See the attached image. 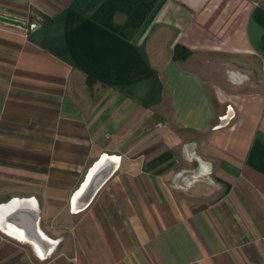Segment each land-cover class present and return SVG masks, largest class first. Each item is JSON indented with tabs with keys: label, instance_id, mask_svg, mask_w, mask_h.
Returning a JSON list of instances; mask_svg holds the SVG:
<instances>
[{
	"label": "crops",
	"instance_id": "crops-1",
	"mask_svg": "<svg viewBox=\"0 0 264 264\" xmlns=\"http://www.w3.org/2000/svg\"><path fill=\"white\" fill-rule=\"evenodd\" d=\"M0 13L26 22L0 21V215L37 216L55 243L42 256L0 228V264H264V0Z\"/></svg>",
	"mask_w": 264,
	"mask_h": 264
},
{
	"label": "bare ground",
	"instance_id": "bare-ground-1",
	"mask_svg": "<svg viewBox=\"0 0 264 264\" xmlns=\"http://www.w3.org/2000/svg\"><path fill=\"white\" fill-rule=\"evenodd\" d=\"M101 159L91 168V172L89 173L88 178L86 179V181L84 180V182L82 184V187H80L78 189V191L75 193V195L73 197V206H74V208L77 207V206H85L87 200L86 201L84 200V202L81 204V199H83V198L85 199L86 196L88 197V194L90 192L94 191L95 186H93V184L91 185L90 182L93 179V176L96 173L99 172V171L97 172V169H99L100 166L102 165L101 163L99 164ZM107 159L110 162L107 167H114L113 163L115 162L114 160H116L117 157L116 158H112V159L108 157ZM105 173H106V170L103 171V172L100 171L98 173V175L99 174L100 175L101 174H105ZM91 186H93V187H91ZM77 194H80V196L78 197V200L75 199ZM13 207H14L13 204H10L9 206H6V207L4 206L6 211L8 209L11 210ZM0 208H2V206ZM9 210H8L7 214H5V215L8 216V214L10 213ZM3 230H4V232L6 234H9V236L15 237V238H17V239H19L21 241L29 242L30 244H32L37 249V251L42 256H45V253L47 251L49 252L50 250H52L53 249V245L55 244L54 242H51L50 239L48 238V236L39 229L40 234L44 238L43 240H45L46 242H50L51 243L50 249L49 248H45V246L41 242H39L38 240H36L34 238H31L23 226L15 223V222H12V221H7L5 223V226H4Z\"/></svg>",
	"mask_w": 264,
	"mask_h": 264
},
{
	"label": "water",
	"instance_id": "water-1",
	"mask_svg": "<svg viewBox=\"0 0 264 264\" xmlns=\"http://www.w3.org/2000/svg\"><path fill=\"white\" fill-rule=\"evenodd\" d=\"M0 21L6 22V23L12 24V25L26 27V22L24 20L19 19V18L13 16V15L5 14V13H0ZM114 161H117V159L114 160ZM111 170H112V167H108L106 169V173L105 174H101V175L99 174L100 175L99 176L98 175L99 172H98V173H96L93 176V179L91 180L90 184L91 185L93 184V186H95V188H94V191L93 192H90L88 194V197L87 196L85 197V199L87 200L86 203L89 201V199H91L93 197V195L98 190V188L106 180V178L109 176ZM90 172H91V170L89 171V173ZM89 173L87 174L86 179L88 178ZM86 179H85V181H86ZM93 186H91V187H93ZM82 207L83 206H77L75 208L76 209H79V208H82ZM1 212H2V210H0V213ZM10 217L11 218H9V219H11L12 222H15V223L23 226L31 238H34V239L38 240L39 242H41L45 246V248H49L50 249L51 243L50 242H46L45 240H43L44 238H43V236L39 232V228H38V224H37V219H38L37 216H35L31 220V223H30L31 228L29 227V224L27 222L28 219L25 217V214L22 213V211H21L20 208L16 209L15 212ZM6 221H7V218H4V216L0 215V228L2 230L4 229V226H5Z\"/></svg>",
	"mask_w": 264,
	"mask_h": 264
},
{
	"label": "clouds",
	"instance_id": "clouds-1",
	"mask_svg": "<svg viewBox=\"0 0 264 264\" xmlns=\"http://www.w3.org/2000/svg\"><path fill=\"white\" fill-rule=\"evenodd\" d=\"M228 78H229V82L234 86H242L248 80V77L240 73L239 71L230 72L228 74ZM205 171L206 172L210 171V168L206 169Z\"/></svg>",
	"mask_w": 264,
	"mask_h": 264
},
{
	"label": "trees",
	"instance_id": "trees-1",
	"mask_svg": "<svg viewBox=\"0 0 264 264\" xmlns=\"http://www.w3.org/2000/svg\"><path fill=\"white\" fill-rule=\"evenodd\" d=\"M188 51H185L184 53H181V51H180V47L178 46L177 48H176V51H175V57L176 58H181V57H185L186 55H188Z\"/></svg>",
	"mask_w": 264,
	"mask_h": 264
},
{
	"label": "built area",
	"instance_id": "built-area-1",
	"mask_svg": "<svg viewBox=\"0 0 264 264\" xmlns=\"http://www.w3.org/2000/svg\"><path fill=\"white\" fill-rule=\"evenodd\" d=\"M29 26H30L31 29L36 28L38 26V21L31 22Z\"/></svg>",
	"mask_w": 264,
	"mask_h": 264
}]
</instances>
